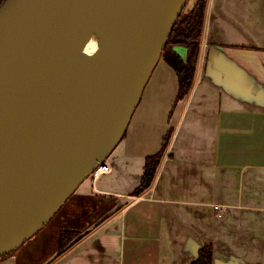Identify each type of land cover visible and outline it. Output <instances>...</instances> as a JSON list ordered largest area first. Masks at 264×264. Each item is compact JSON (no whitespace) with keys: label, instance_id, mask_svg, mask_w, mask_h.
I'll return each instance as SVG.
<instances>
[{"label":"crops","instance_id":"obj_1","mask_svg":"<svg viewBox=\"0 0 264 264\" xmlns=\"http://www.w3.org/2000/svg\"><path fill=\"white\" fill-rule=\"evenodd\" d=\"M178 92L162 57L110 171L61 212L54 250L34 244L0 264H193L206 245L214 264H264V0H210L194 88L177 103ZM170 130L154 185L133 196ZM67 230L77 242L61 251Z\"/></svg>","mask_w":264,"mask_h":264},{"label":"water","instance_id":"obj_2","mask_svg":"<svg viewBox=\"0 0 264 264\" xmlns=\"http://www.w3.org/2000/svg\"><path fill=\"white\" fill-rule=\"evenodd\" d=\"M187 2L6 0L0 7V258L42 230L107 161ZM108 10L103 45L76 61L86 16Z\"/></svg>","mask_w":264,"mask_h":264},{"label":"trees","instance_id":"obj_3","mask_svg":"<svg viewBox=\"0 0 264 264\" xmlns=\"http://www.w3.org/2000/svg\"><path fill=\"white\" fill-rule=\"evenodd\" d=\"M6 0H0V7ZM210 0H198L192 9L186 11V7L177 21L171 36L164 48L162 57L177 72L179 76V92L176 102L184 100L192 92L200 57L202 42ZM184 47L187 50V59L181 57L176 48ZM125 135V134H124ZM173 130H170L162 144L161 150L147 158L145 171L140 185L133 191V196L146 193L154 185L163 159L172 139ZM124 137V136H123ZM76 232L63 231L60 235L59 246L63 251L76 239ZM77 242V241H76ZM74 242L73 244H75ZM193 264H214V249L212 245H206L199 251V257Z\"/></svg>","mask_w":264,"mask_h":264},{"label":"bare ground","instance_id":"obj_4","mask_svg":"<svg viewBox=\"0 0 264 264\" xmlns=\"http://www.w3.org/2000/svg\"><path fill=\"white\" fill-rule=\"evenodd\" d=\"M112 4V11H113ZM111 14L110 11H106L104 15H99L97 12L92 11L90 14L86 16V24L82 31V37L80 41V48L76 54L75 60L77 61L81 56L82 59L86 60L93 56L103 45V42L107 36V33L111 26ZM104 36L103 40L94 48L92 44V39L94 36ZM94 43V40H93ZM38 98L40 96H37ZM38 103L37 100L31 103V106H34Z\"/></svg>","mask_w":264,"mask_h":264},{"label":"rangeland","instance_id":"obj_5","mask_svg":"<svg viewBox=\"0 0 264 264\" xmlns=\"http://www.w3.org/2000/svg\"><path fill=\"white\" fill-rule=\"evenodd\" d=\"M194 2H195L194 0H188L186 11H189L190 9L193 8ZM103 38H104V36L100 37L98 35L93 37L92 44H93V46H95L94 48H96V46L103 40ZM93 40H94V43H93ZM178 50H181L182 53H185V51H184L185 48H183V47H180ZM71 200H73L72 196L65 202V204L62 206V208L52 218V220L42 230H40L36 235H34L29 240H27V242L25 244H23V246L21 248H19L18 250L28 249L31 246H33L34 244H36L35 246L38 247L39 249L44 250V251L46 250V252L54 250L53 243H54V239H56V235H57L55 232L56 231L55 227L57 226L56 224L59 223V218L61 216V212L63 210L68 211L71 209V205L73 202ZM14 252H16V251H14ZM6 256H9V255H6ZM6 256H3L1 258H4Z\"/></svg>","mask_w":264,"mask_h":264},{"label":"built area","instance_id":"obj_6","mask_svg":"<svg viewBox=\"0 0 264 264\" xmlns=\"http://www.w3.org/2000/svg\"><path fill=\"white\" fill-rule=\"evenodd\" d=\"M110 171V166L108 165L107 161L105 163L100 164L90 175V178L94 181H97L103 174ZM215 210L217 211L218 215H224L226 209L223 206L216 205Z\"/></svg>","mask_w":264,"mask_h":264}]
</instances>
